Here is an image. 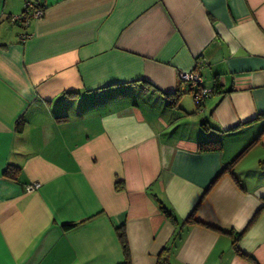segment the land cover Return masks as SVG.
<instances>
[{
    "label": "crops",
    "instance_id": "0c3cea01",
    "mask_svg": "<svg viewBox=\"0 0 264 264\" xmlns=\"http://www.w3.org/2000/svg\"><path fill=\"white\" fill-rule=\"evenodd\" d=\"M120 226L131 264H264V0H0V264H123Z\"/></svg>",
    "mask_w": 264,
    "mask_h": 264
},
{
    "label": "trees",
    "instance_id": "16d2710c",
    "mask_svg": "<svg viewBox=\"0 0 264 264\" xmlns=\"http://www.w3.org/2000/svg\"><path fill=\"white\" fill-rule=\"evenodd\" d=\"M40 5L41 4L37 5V3H35V6L37 8H43ZM27 12H28V9L25 8V11H24V13L21 16H24ZM19 25H22V24H19ZM189 88L191 90L190 92H192V94H193L194 102H195V104L197 106V109L199 111L203 110L204 107H205V104H206V102L208 101L209 98H207V99H198L197 97H198V94H200V93L197 92L196 89H193L191 87H189ZM221 88L222 87H221L220 83L219 82L216 83L214 85V87L212 88L213 93H212L211 97L214 94L218 93ZM67 94L70 95L71 93H66L65 95H67ZM181 95H182L181 91H178V92H176L173 95H168L167 103H166L168 105V107H173L176 104L177 100L181 97ZM24 124H25V120L23 118H20L18 123H17V130L16 131L17 132H22ZM202 128L203 129L207 128L206 124H202ZM258 141H259V139L255 140L234 161H232L230 164H228V166L221 172L220 175H223L225 173H230V174L234 175V172H233L234 165L244 156V154L251 148V146L256 144ZM221 149H222V143L220 141L201 142L198 145V150L200 152H202V153H205V152H216V151H220ZM15 171H16V169H14L13 166L12 167L10 166V167H8L6 169L4 175L8 176V177H12V174H14ZM121 188H122L121 185H119V184L116 185V189L117 190H120ZM161 209H162V212L165 214V216H167L168 218H173V219L175 218V214H174L173 210H171L170 208L162 206ZM84 222H86V221L79 222V223L63 224L62 228H63L64 231H71V230L77 228L78 226H80L81 224H83ZM194 222H196V221H195L194 212H193L192 215L185 222V224L186 225L187 224H192ZM115 231H116L118 240L120 242V245H121V247L123 249V253H124V262H123V264H131L130 250H129V245H128V240H127L125 226L116 227ZM231 236H232V248L235 251V253L240 258H242L244 260H247V261L253 262L254 259L250 255H247L246 253L242 252L240 250V248H239V241L242 238V234L241 233L232 232ZM159 264H169V261H168V249L162 252V254L160 256V259H159Z\"/></svg>",
    "mask_w": 264,
    "mask_h": 264
},
{
    "label": "built area",
    "instance_id": "2783aa9c",
    "mask_svg": "<svg viewBox=\"0 0 264 264\" xmlns=\"http://www.w3.org/2000/svg\"><path fill=\"white\" fill-rule=\"evenodd\" d=\"M26 8L28 12L24 16L12 17L11 21L12 24H22L24 26H28L30 20L34 19H41L44 17L45 13L42 9L37 8L32 3H27ZM22 41H26L27 35H22ZM179 81L186 85H189L191 88L196 89L198 94V99H207L210 98L213 91L210 88L204 86L203 77L195 71H183L178 74ZM40 188L39 183H34L28 186L26 189L28 192L35 191Z\"/></svg>",
    "mask_w": 264,
    "mask_h": 264
},
{
    "label": "clouds",
    "instance_id": "9594fccd",
    "mask_svg": "<svg viewBox=\"0 0 264 264\" xmlns=\"http://www.w3.org/2000/svg\"><path fill=\"white\" fill-rule=\"evenodd\" d=\"M28 3H31V2H28ZM32 4L35 5V3H32ZM37 5H38V3H37ZM40 9H42V10L44 11V13H45V9H44V8H40ZM32 19H34V18H32ZM32 19H31V20H32Z\"/></svg>",
    "mask_w": 264,
    "mask_h": 264
},
{
    "label": "rangeland",
    "instance_id": "374dc122",
    "mask_svg": "<svg viewBox=\"0 0 264 264\" xmlns=\"http://www.w3.org/2000/svg\"><path fill=\"white\" fill-rule=\"evenodd\" d=\"M133 99V98H132Z\"/></svg>",
    "mask_w": 264,
    "mask_h": 264
}]
</instances>
